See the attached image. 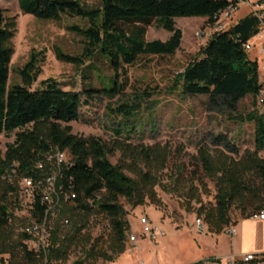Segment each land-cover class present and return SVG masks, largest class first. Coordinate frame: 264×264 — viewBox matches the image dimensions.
Here are the masks:
<instances>
[{
  "label": "trees",
  "instance_id": "1",
  "mask_svg": "<svg viewBox=\"0 0 264 264\" xmlns=\"http://www.w3.org/2000/svg\"><path fill=\"white\" fill-rule=\"evenodd\" d=\"M258 3L264 4V0ZM231 4L232 0H101L99 8L89 9L80 0H22L25 15L40 21L60 22L64 16H70L90 24L88 29H72L87 41L84 54L73 57L56 50V58L83 67L85 59L99 53L108 60L115 76L108 81L102 79L99 90L76 92L65 90L55 79L41 82L34 90L41 74L36 55L20 72L22 84L9 87L17 23L6 18L0 0V135L17 132L5 155L0 153V264H6L7 256L9 264H69L71 252L82 251L86 246L89 248L84 250L85 258H78L73 264L99 259L113 262L115 259L108 250L117 256L125 253L130 225L122 200L133 209L147 200L160 204L156 192L160 186L158 174L165 169L169 152L159 146L147 148L119 141L107 144L96 137L84 138L75 135L69 125L80 121L83 97L114 98L125 93L128 83L119 82L121 73H126L125 67H133L141 57L175 55L183 41L176 19L203 18L207 27H214L221 12ZM154 23L171 34L168 41H146L148 28ZM260 30V20L250 14L234 22L228 30L213 34L196 60L178 76L177 85L183 94L206 96L212 109L233 114L249 97L257 106L264 84L260 82L258 62L250 59L245 45ZM150 95L147 92L135 95L132 101L112 110L113 115L122 119L118 124L121 131L129 129L130 133H136L135 118L145 103H149ZM238 117L243 123L255 125V150L246 151L239 158L240 151L227 136H213L214 150L204 146L198 160L205 177L216 183L215 204L202 205L198 190H192L189 195V203L201 204L198 216L203 217L212 234H221L235 224L233 208L239 210L243 220L264 209L252 182L256 179L264 184V112L254 110ZM121 131L117 132L120 136ZM57 149L67 152L70 158L69 164L60 169L47 159ZM118 151L124 159L122 165H114L110 160ZM130 159L132 164L127 163ZM140 162L145 163L146 170L136 167ZM41 164L43 170L38 168ZM127 170L137 179L129 177ZM55 172H58L56 189L62 206L54 220L50 205L44 201L46 187L36 188L34 202L23 207L19 185L25 178L36 184L45 182ZM73 195L75 199L65 202V196ZM23 211L27 212L31 225L47 220L50 232L47 255L29 246L33 237L26 231L16 233L18 215ZM93 217L108 221L110 235L106 248L102 239H92ZM61 221L65 222V228Z\"/></svg>",
  "mask_w": 264,
  "mask_h": 264
},
{
  "label": "rangeland",
  "instance_id": "2",
  "mask_svg": "<svg viewBox=\"0 0 264 264\" xmlns=\"http://www.w3.org/2000/svg\"><path fill=\"white\" fill-rule=\"evenodd\" d=\"M87 8L96 9L101 5V0H80ZM258 2L259 0H251ZM2 8L6 18L15 19L17 31L13 40L15 55L11 64L9 87L22 84L20 72L36 55L39 59L38 67L41 72L33 89L41 86V82L55 79L63 85L67 91H84L101 89L102 79L108 81L115 74L111 71L109 62L99 53L90 59H85L83 67H75L71 64L57 60L55 51L61 50L67 55L81 57L87 47L86 39L74 32V27L88 29L90 24L76 17L64 16L60 22H45L25 15L22 10V0H2ZM247 10H243L239 18L244 17ZM207 20L203 18H179L176 26L184 33L181 48L173 56L165 57H141L133 67H125L119 78L120 84L128 83L124 94L114 98L95 95L88 99L83 97L84 105L81 108L79 122L70 124L75 135L89 138L96 137L107 144L115 141L133 146L147 148H166L169 152L164 170L159 172L160 186L156 188L159 205L146 203L133 209L125 200L122 205L128 214L131 235H135L139 242L133 246L127 241V249L122 255H112L113 262L99 259L89 260L86 264H230L235 258V263L241 262L237 258L244 255L247 249H260L264 253V224H256L257 220L243 218L237 208L232 210L233 224L221 234H211L207 225L204 231H199L196 225L200 203H189V195L192 190L201 193V203L210 207L215 204L217 195L216 183L205 177L198 160L199 151L204 146L214 150L211 142L213 136L225 135L240 151L241 158L246 151L255 150L254 137L255 125L243 123L238 116L245 117L254 110L264 112L262 106L251 97L242 101L237 113L224 112L221 109L211 108L209 98L206 96L190 97L183 94V89L178 87L177 78L185 68L194 62L200 51L207 43L209 30ZM228 29L231 26H227ZM227 29V30H228ZM170 33L159 28L156 23L148 28L147 42L170 39ZM208 37V38H207ZM254 52H248L253 57ZM260 82L264 83V71L259 69ZM149 93V103H145L142 111L135 118L137 131L135 134L129 129L121 131L118 126L121 118L112 114V110L126 101L135 99V95ZM264 93V91H263ZM87 103V104H85ZM147 107H150L148 110ZM122 133L118 135L117 132ZM17 132L0 135V153L5 155L9 145L16 140ZM264 158V153L262 154ZM114 165L124 164L122 153L119 151L110 156ZM128 164H132L130 159ZM146 170V165L140 162L136 167ZM126 174L137 179L129 170ZM257 190L259 204L264 203V184L253 179ZM202 185L204 186L202 188ZM20 191L22 185L20 184ZM59 201V203H58ZM62 206L61 197H55L51 205L50 216L55 220ZM264 212V209L263 211ZM147 216L154 225L167 231L165 239H158L151 244L143 238L139 219ZM247 226L242 229V224ZM239 223L238 225H236ZM62 226L65 222L61 221ZM205 224V223H204ZM236 225V226H235ZM31 226L27 212H20L15 231L20 233ZM236 227L238 235L231 236L229 229ZM67 228V227H66ZM66 230V229H65ZM249 233V241L246 243V234ZM90 234L93 240L104 241L108 246L110 227L103 217L91 219ZM245 241V242H244ZM129 244V245H128ZM250 247V248H248ZM84 250L89 246L83 247ZM84 250H73L70 254L69 264H73L78 258H85ZM48 250L43 251L47 255ZM256 255V254H255ZM9 264V257H4ZM257 264H264L262 257Z\"/></svg>",
  "mask_w": 264,
  "mask_h": 264
},
{
  "label": "built area",
  "instance_id": "3",
  "mask_svg": "<svg viewBox=\"0 0 264 264\" xmlns=\"http://www.w3.org/2000/svg\"><path fill=\"white\" fill-rule=\"evenodd\" d=\"M246 2L247 0H232V4L225 11L221 12V14L218 17L216 25L214 27H211V29L208 32L209 34L207 36L210 38L215 33H221L223 31H226L228 29L227 26H230V22L233 21L234 16L240 9V6ZM248 5L250 7L251 14L256 16L261 22V30L257 36H262L264 35V4L249 3ZM252 49L253 46L251 45V43L245 45V50L247 52H250ZM259 54L264 56V44L261 48H259ZM261 69L264 71V63L262 64ZM259 105L264 107L263 92L259 97ZM47 159L49 163L55 164L59 169L65 165H68L70 161L67 152H62L59 149H57L54 153H52ZM38 168L40 170H43L44 168L43 164L39 165ZM12 174L13 175L16 174L15 169L13 170ZM57 178H58V172L53 173L50 177L46 179L45 182L41 181L38 184H36L32 179L29 178L23 179L21 181L22 189L20 191L22 206L26 207L27 205L29 206V204H32L35 199L34 196L35 189L43 185L46 187L44 201L50 205V210H51V205L53 204V200H55V197L58 196V192L56 189ZM75 198L76 197L74 195L70 197L69 196L64 197L65 202H70ZM251 219L264 221V212L254 215ZM139 225L142 228L143 238L147 240L156 242L158 239H164L167 237V232L160 226L154 225L147 216H142L139 219ZM196 225L199 231H204L206 228L205 224L200 219L196 221ZM26 232L33 237V240L29 244V246L32 249H34L38 253H42L48 248L50 232H49L47 220L43 224L40 225L33 224L29 226L28 229H26ZM229 233L232 236H236L238 232L235 228H232ZM129 242L136 245L138 243L137 237L135 235H131L129 237ZM257 259H258L257 255L248 254L242 256L241 262L244 264H249L255 262ZM230 264H236L235 260L232 259Z\"/></svg>",
  "mask_w": 264,
  "mask_h": 264
},
{
  "label": "crops",
  "instance_id": "4",
  "mask_svg": "<svg viewBox=\"0 0 264 264\" xmlns=\"http://www.w3.org/2000/svg\"><path fill=\"white\" fill-rule=\"evenodd\" d=\"M259 2V1H258ZM258 2H254V1H251V0H247V2L246 3H243L241 6H240V9H239V11L236 13V15L234 16V19H233V21L232 22H230V26L234 23V22H238V21H240V20H242V19H244L245 17H247L248 15H250L251 14V10H250V7H249V3L250 4H256V3H258ZM243 10H247V14L244 16V17H242V18H239V16L238 15H240L241 14V12L243 11ZM206 20V19H205ZM176 21V20H175ZM177 27V26H176ZM182 31V30H181ZM183 32V31H182ZM171 35V34H170ZM171 37V36H170ZM183 37H184V33H183ZM250 43H251V45L253 46V49L251 50V52L253 51L254 52V54H253V57H250V59L251 60H253V61H257L258 62V66H259V69H261V66H262V64L264 63V56H262V55H260L259 54V48H261L262 46H263V44H264V35H262V36H256L255 38H253L251 41H250ZM262 70V69H261ZM263 71V70H262ZM264 84V83H263ZM245 220H243V221H240L239 223H243ZM239 223H237L236 225H238ZM254 223H256V224H264V221H259V220H257L256 222H254ZM235 225V226H236ZM247 225H249V224H247V222H245L244 224H242L241 226H242V229L245 227V226H247ZM232 228H235L236 230H237V228L236 227H232ZM232 228H230L229 229V232H230V230L232 229ZM165 230V229H164ZM199 230V229H198ZM166 231V230H165ZM167 232V231H166ZM237 232H238V230H237ZM212 234V233H211ZM230 234V233H229ZM214 235V234H213ZM231 235V234H230ZM237 235H238V233H237ZM167 236H168V234H167ZM232 236V235H231ZM249 236H250V234L249 233H247L246 234V243L249 241L248 239H249ZM165 239V238H164ZM147 240V239H146ZM148 242L149 243H151V244H154L155 242H152V241H150V240H148ZM245 242V241H244ZM130 244H133V243H130ZM138 244H139V242L135 245V244H133V246H138ZM129 245V244H128ZM248 248H250V247H248ZM126 249H127V247H126ZM253 248L251 247L250 249H247L246 250V252H243V254L244 255H242V256H245V255H248V254H256L257 256H258V259L255 261V262H252V263H249V264H257V262L262 258V257H264V253H261V254H258L257 252H263L262 250H260V249H256V250H252ZM242 256H239V257H237V258H239V259H241L242 258ZM232 260V259H235V258H233V257H231V258H226V259H224V260ZM238 264H244V263H242V262H239Z\"/></svg>",
  "mask_w": 264,
  "mask_h": 264
}]
</instances>
